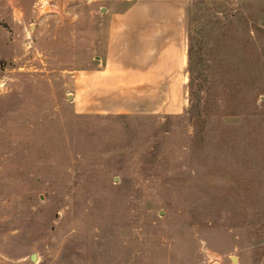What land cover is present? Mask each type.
Wrapping results in <instances>:
<instances>
[{"label": "rangeland", "instance_id": "374dc122", "mask_svg": "<svg viewBox=\"0 0 264 264\" xmlns=\"http://www.w3.org/2000/svg\"><path fill=\"white\" fill-rule=\"evenodd\" d=\"M119 2L0 0V264H264V0H181L182 99L101 107Z\"/></svg>", "mask_w": 264, "mask_h": 264}, {"label": "crops", "instance_id": "0c3cea01", "mask_svg": "<svg viewBox=\"0 0 264 264\" xmlns=\"http://www.w3.org/2000/svg\"><path fill=\"white\" fill-rule=\"evenodd\" d=\"M75 1L49 0V4L69 12ZM34 2L17 0V12L32 17ZM105 9L104 50L100 68L93 73L96 105L177 104L186 80L187 42L181 0H122Z\"/></svg>", "mask_w": 264, "mask_h": 264}, {"label": "water", "instance_id": "95a60500", "mask_svg": "<svg viewBox=\"0 0 264 264\" xmlns=\"http://www.w3.org/2000/svg\"><path fill=\"white\" fill-rule=\"evenodd\" d=\"M32 257H33V255H32ZM233 258V257H232Z\"/></svg>", "mask_w": 264, "mask_h": 264}]
</instances>
